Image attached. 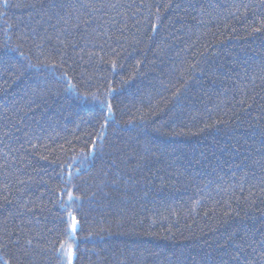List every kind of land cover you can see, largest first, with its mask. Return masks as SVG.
<instances>
[{
  "label": "trees",
  "instance_id": "16d2710c",
  "mask_svg": "<svg viewBox=\"0 0 264 264\" xmlns=\"http://www.w3.org/2000/svg\"><path fill=\"white\" fill-rule=\"evenodd\" d=\"M97 2L0 0V264H264V0Z\"/></svg>",
  "mask_w": 264,
  "mask_h": 264
},
{
  "label": "snow or ice",
  "instance_id": "6c2138e0",
  "mask_svg": "<svg viewBox=\"0 0 264 264\" xmlns=\"http://www.w3.org/2000/svg\"><path fill=\"white\" fill-rule=\"evenodd\" d=\"M5 4H7V0H5ZM33 7L35 6V4L32 5ZM80 7L82 8H88L91 10V12H96L100 9H104V8H117L118 5L115 4V3H105L104 0H98L97 3L93 4V3H89V4H81ZM150 7V6H149ZM65 23H69V21L66 19L65 20ZM85 23L87 24H91L92 21L91 20H87L85 21ZM76 27H79V25H76ZM258 30V29H257ZM63 31H67V29H63ZM60 43H65V41H60ZM67 43H73V41H67ZM38 47H43L42 45H37ZM199 55H202V53H198ZM198 63V61H197ZM38 65H32V64H29L27 67H37ZM115 63H113V68H115ZM193 68L196 67L195 64L192 65ZM174 95H179V92L177 91L176 93H174ZM241 103H243V101H241ZM108 112H109V117L108 119H111L112 118V110H111V105H108ZM107 122V121H106ZM72 199V196L71 194H69V200ZM70 219H71V223L69 225V229L67 231V237L68 239L64 242H62L60 244V250L61 252H63L69 259V261L72 260L73 256H74V249L72 247V244L70 241L74 240L76 237H75V233L79 230L78 229V221L76 220V217L75 216H71L70 214ZM30 243V242H29Z\"/></svg>",
  "mask_w": 264,
  "mask_h": 264
}]
</instances>
